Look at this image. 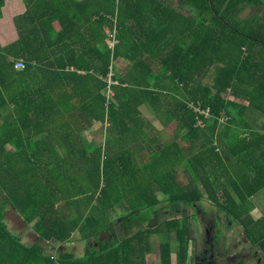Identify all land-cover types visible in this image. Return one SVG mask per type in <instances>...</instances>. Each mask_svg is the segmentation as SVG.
Segmentation results:
<instances>
[{
	"label": "trees",
	"instance_id": "1",
	"mask_svg": "<svg viewBox=\"0 0 264 264\" xmlns=\"http://www.w3.org/2000/svg\"><path fill=\"white\" fill-rule=\"evenodd\" d=\"M23 2L16 39H0V264H146L154 235L161 264L173 245L187 264L192 216L159 219L204 201L264 253L250 206L264 199V0H183L190 17L160 0ZM154 119L173 141L152 134ZM98 124L101 144L88 140ZM117 213L157 224L76 263L4 222L66 243L77 230L96 238Z\"/></svg>",
	"mask_w": 264,
	"mask_h": 264
},
{
	"label": "crops",
	"instance_id": "2",
	"mask_svg": "<svg viewBox=\"0 0 264 264\" xmlns=\"http://www.w3.org/2000/svg\"><path fill=\"white\" fill-rule=\"evenodd\" d=\"M160 1L180 15L185 17L192 16L191 8L184 7L183 0ZM5 5L9 10L13 11L11 17L13 19L18 16H23L26 13V6L23 0H6ZM13 9L16 10L14 11ZM255 13L257 12L248 9L244 15L248 14L249 17H252ZM95 21L96 18L94 17L93 22ZM81 29L82 31H87L89 30V26H83ZM2 31L3 29L0 27V37H5ZM14 39H16V30H14L10 40ZM8 44L9 42L3 41L2 46H7ZM251 210L259 213V216H255L251 211V216L254 221L263 219V208L252 206ZM177 211L189 217L192 216L190 217L192 238L187 251V264H217L219 260L227 261L228 264H238L239 262H245V264H264V255L262 252H259L258 249L250 247V244L243 235V229L239 224L230 220L208 201L203 202L202 209L199 210L196 208L189 214L186 213L184 207H179L177 209L171 207L167 211H164V215L159 219L160 223L163 224L172 219H181V216L176 217ZM195 211L198 215L197 218L196 216L194 217ZM173 212L175 213L174 215ZM120 216H122V218H118L119 220L116 219L115 222L111 220L110 228L103 230V232H99L96 238H86L77 230L73 234L71 240L66 243H58L56 241L46 242L42 240L35 230H33L32 224H24L22 218L7 216L4 222L8 231L19 238L24 245L28 247L40 246L47 255L53 256L55 260L61 256L65 258L67 256L66 260L70 261L71 258L72 261L76 263L84 260V262H88L89 257L92 256L93 253L100 252L102 248L117 247L125 239L136 235L140 230H150L151 224H157L156 217H154L153 213H150L147 219L143 220L133 216L131 218H127L125 215L121 214ZM203 221H206L208 225L210 224L208 228L203 227ZM163 238L164 237L161 235L148 237L146 246V250L148 249V251L145 258L146 264L162 263L161 246ZM174 251H176V249ZM174 251L172 254V264H176L177 262V255Z\"/></svg>",
	"mask_w": 264,
	"mask_h": 264
},
{
	"label": "rangeland",
	"instance_id": "3",
	"mask_svg": "<svg viewBox=\"0 0 264 264\" xmlns=\"http://www.w3.org/2000/svg\"><path fill=\"white\" fill-rule=\"evenodd\" d=\"M14 11L16 9H13ZM254 11H256L257 13H259L260 15H263L262 14V11H259V9H252ZM12 10H9L6 5H5V9H3V19L0 21V27L1 29H3L2 33H4L5 37H0V39L4 42H9L10 43V39H11V36L15 30V27H14V19L11 18L13 13ZM153 128V131H152V134L153 135H160L161 133V137L162 139L165 141V142H171L173 141L174 139V135H175V129L174 127H171L170 129H164L162 127V124L160 122V120H157V119H154V126L152 127ZM104 132H105V129L103 128V126L101 124H98L96 127H94V129L89 132V138L88 140L89 141H96L98 143H103L105 142V136H104ZM250 206H254V207H260V208H263L264 209V199H261V202L260 204H250ZM166 211V210H165ZM253 212V210H252ZM253 214L256 216H259V213L258 212H253ZM216 216V215H215ZM172 217V215H171ZM120 219L122 218V216H120V213H118V215H115L114 217H112V221L115 222L116 219ZM118 219V220H119ZM163 219V218H162ZM204 224H203V227L204 228H208L209 225L208 223H206V221H203ZM207 224V225H206ZM210 229V228H209ZM206 231V230H205ZM173 249L175 250L176 247L173 245ZM174 252H178V251H174ZM261 252V251H259ZM262 254L264 255V253L262 252ZM177 255V253H176ZM217 264H228L227 261H223V260H219L217 262ZM237 264V263H236ZM245 264V262H244Z\"/></svg>",
	"mask_w": 264,
	"mask_h": 264
},
{
	"label": "built area",
	"instance_id": "4",
	"mask_svg": "<svg viewBox=\"0 0 264 264\" xmlns=\"http://www.w3.org/2000/svg\"><path fill=\"white\" fill-rule=\"evenodd\" d=\"M15 69L17 71H24V69H25V63L23 61L17 62L16 65H15Z\"/></svg>",
	"mask_w": 264,
	"mask_h": 264
}]
</instances>
